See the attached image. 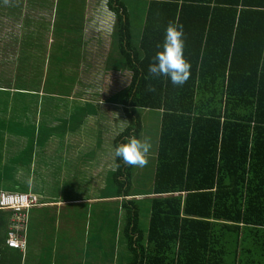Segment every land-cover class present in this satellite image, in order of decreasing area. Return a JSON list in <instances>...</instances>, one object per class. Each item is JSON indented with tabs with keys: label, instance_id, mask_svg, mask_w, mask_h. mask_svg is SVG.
I'll use <instances>...</instances> for the list:
<instances>
[{
	"label": "trees",
	"instance_id": "1",
	"mask_svg": "<svg viewBox=\"0 0 264 264\" xmlns=\"http://www.w3.org/2000/svg\"><path fill=\"white\" fill-rule=\"evenodd\" d=\"M141 2L147 7L135 40L129 13ZM0 4L10 6L11 33L0 35V52L7 51L9 64L0 63V92L7 93V102L13 96L14 138H63L54 119L43 112L38 117L40 97L48 85L59 94L72 93L79 59L73 51H49L50 40L54 36L51 45L59 46L61 35H51L48 23L57 15L52 26L66 34L73 30L78 43L86 27L85 5L76 4L75 18L68 12V19L62 0ZM105 9L114 18L113 46L131 75L121 104L128 125L114 137L113 149L129 135L141 137L143 112L161 113L152 192L131 193L133 168L114 157L105 187L114 191L92 195L119 199L106 205L119 203L126 210L125 221L109 222V246L118 264H264V0H107ZM172 20L184 27V55L191 65L182 87L147 76ZM16 170L11 182L19 189L25 182ZM80 172L71 174L78 179ZM147 201L142 228L138 206Z\"/></svg>",
	"mask_w": 264,
	"mask_h": 264
},
{
	"label": "crops",
	"instance_id": "2",
	"mask_svg": "<svg viewBox=\"0 0 264 264\" xmlns=\"http://www.w3.org/2000/svg\"><path fill=\"white\" fill-rule=\"evenodd\" d=\"M2 1L3 0H0V2ZM62 2H67V10L64 13L68 19L70 18L67 16L68 12H71L72 16L75 18L76 4H84L85 10L87 9L88 4V0H62ZM0 5L2 6L0 9V35L5 36L7 33H11L6 29L7 12L10 11V6L7 8L5 5V8L2 4ZM134 7L135 5L133 8ZM106 11V9L104 11L99 10V12L93 10L90 11L89 14L88 10L84 12L83 17L86 21V27L85 31H83L84 34H81V42L84 43L85 48L88 47V57L90 54L92 55L94 50L98 51L105 49L108 51L111 48L117 50V48L113 46L112 40H110L111 44L107 46V40L101 36V34L109 31L110 28V23H108V21L111 22V15L106 14ZM8 15H10V13H8ZM61 17L66 19L63 16ZM144 17H142L143 21L140 26L141 30L144 25ZM56 18L57 15H51L49 18V20H51L48 25H50L51 35L58 34L56 38L61 35L58 38V43H60V45H51V42L53 44L55 38L53 36L49 43L51 46L49 51H73L72 57L77 59L80 52L77 56L74 55L77 44L74 31L72 30V33L66 34L61 28H54L52 23ZM104 21L107 22L104 23ZM98 25L100 27H98ZM105 25L107 27H105ZM90 30H92V33H90L91 35H89ZM139 38L140 35L137 34L135 40H139ZM11 52V50L8 51L10 62L12 59ZM0 54L2 53L0 52ZM111 54L110 52L107 54L108 56L103 67L99 70H94L95 75H101L106 78L107 82H110L113 79L115 80V77H113V79L108 77L109 70L112 71L110 76H113V72L115 71L113 68H110V66L113 67V63H115V60H112L114 55ZM0 63L1 65L7 64L9 67L7 62V51L0 57ZM76 66L74 68L77 69V77L80 74H84V68L80 65V61ZM48 77H51V75ZM45 81L46 79H44V82ZM104 82L105 81L103 80V83ZM7 96V93L0 92V98H4L3 105H0V193L18 192L27 194L30 191V193L32 192L38 197L39 204L24 211L26 217L24 223L25 228L21 235L26 239V247L21 249V251H19V249L8 247L6 243L11 229L13 211L0 209V264H118V254H116L114 249L109 246L111 240L109 222L112 220L113 223L110 224L113 226L116 218L120 219L119 210L124 212H126V210H123L121 205H118L119 203H117V205H106L109 200L114 202H119L121 200L107 199L103 198V196L92 197L90 195L92 192L90 191L94 189L97 190L98 186L100 188L107 186L106 183L103 184L101 181L97 180V178L99 177V171L102 170V167L106 164L108 165L112 162L108 168L113 169L112 164L114 163V152L112 141L114 137L120 134L128 125V123H125L124 121L125 114L121 106L122 101L119 107L111 105L113 106L111 109H113L114 112L118 113V108L121 110L120 115L122 116H120L118 121L112 114V110H110L113 115L110 124L113 125L114 123L113 126L116 128L117 133L113 137H108L104 144L100 141L99 135L93 139H91L89 135L81 140L78 136L74 141L78 148L74 152L72 151V156L74 157L72 160L75 164H73V168L71 166V172H67L68 170H66L65 173H63L61 171L55 181V187L52 184L51 187L53 189L50 191L51 187L48 186L49 182L40 179V174L38 173V169L41 170V168H44L45 166L43 164L40 167L38 166L39 158L43 156L42 151H45L46 154L49 155V148L47 147V143H45V137H41L40 139L35 138L32 142H29L28 135H25V137L20 136V138H14V125L12 123L13 107L11 100L13 96H10L9 102L6 101ZM106 107L105 117L107 121L109 108L108 106ZM38 112L39 114L37 115L39 117L42 111L38 110ZM151 113L154 112H143L142 118L145 116L144 114L150 115ZM155 113L158 114L160 120L161 113ZM38 117L37 122H39L40 118ZM149 117L151 119L152 116ZM99 131L100 128L96 127V134ZM159 132L160 121L157 128L158 138ZM38 134L39 133L37 132V135ZM64 135L65 134H61L63 137ZM158 146L159 144L156 146L155 150V162L157 159ZM22 152L26 155L30 153L31 158H28L29 156L27 157ZM79 154L83 155L81 157H88L90 163L96 164V166L93 165V167H87L94 173V175H91L93 177L91 178V181L88 180L83 184L85 187L84 196V193L74 192L73 186L75 185L74 183L76 179L71 174L74 169L83 167V165L77 166V160L79 159L77 156ZM66 157L69 159L68 155H66ZM84 165L86 166V163H84ZM13 167L17 169L16 176L20 177V179H23L25 182V186H21L19 189L11 182V178L13 177ZM65 179L68 180V187L62 189L61 187L64 182H66ZM68 189L71 191L70 193L65 195L61 194V190L66 191ZM54 191L56 194H54ZM140 198L141 197H138L137 199ZM98 203L101 205H95ZM115 208L118 210V217L115 216V212L112 211ZM119 233L121 232H117V234Z\"/></svg>",
	"mask_w": 264,
	"mask_h": 264
},
{
	"label": "rangeland",
	"instance_id": "3",
	"mask_svg": "<svg viewBox=\"0 0 264 264\" xmlns=\"http://www.w3.org/2000/svg\"><path fill=\"white\" fill-rule=\"evenodd\" d=\"M76 6V5H75ZM78 8V6H76ZM95 7L100 9V11H104L107 8V0H88L87 9L88 14L90 11L95 10ZM100 7V8H99ZM128 8L131 5H127ZM147 7V3L141 2L140 5L135 4L133 12L129 13L132 14L130 18V25L132 29V36L136 37L137 34L140 35L142 25V17L145 16V10ZM99 12V11H98ZM106 14L111 15L109 12H105ZM88 16V15H87ZM107 21H104L106 23ZM109 31L101 34V36L107 40V46L111 44L110 40H112V36L114 37V42L116 43L115 33H114V18L111 15V22ZM98 27H100L98 25ZM105 27H107L105 25ZM92 30L89 31V35H91ZM96 34V33H95ZM80 52V55L77 57L80 61V65L84 68V74H80L78 76V85L76 89L71 93L68 94H59V91H54L57 87L54 85H48L47 90L45 92V96H41L40 100L42 104L44 103L43 114L45 115L44 118H52L54 119L55 126L62 130L64 137L63 138H55L49 139L46 141L47 147L49 148V155L46 154L45 151H42L43 156L39 158V167L43 164L45 165L44 168L41 170L38 169V173L40 174L39 178L48 181V186L51 187L53 184L55 187V181L62 171L65 173L66 170L68 172L71 170V166L75 164L72 159V151L74 152L78 147L75 145V140L79 136L80 140L85 139L86 136L91 137V139L95 138L97 135L100 136V141L104 144L108 137H113L117 130L116 128L111 125L112 116H115V119L118 121L120 118L121 110L118 108V113L114 112L111 109L115 105L118 106L121 104L123 99V95L126 94L130 84V72L127 71L124 66L121 65L122 60L118 55V50L111 48L110 50L106 51L105 49H101L98 51H93L92 55L88 57V47L85 48L83 42L79 40L76 44V50L74 51V55L77 56ZM110 52L114 55L112 60H115L113 63V68L115 71L113 72V76H110L111 70H109V78L115 77V80H111V83L103 84V80L105 81L106 78L102 77L101 75H95L94 70L100 69L103 67L104 62L107 58V54ZM116 55V57H115ZM90 58V59H89ZM94 74V75H93ZM119 76V77H118ZM113 83V84H112ZM54 86V87H53ZM108 104V105H107ZM106 106L109 108V114L107 113V121H106ZM51 110L52 115H48L49 111ZM112 110V114L110 112ZM143 116V132L140 138L143 137H150L152 142V149L150 155L148 157L147 163L143 167L132 166V179L131 181V193H150L152 192V181L154 178L155 172V150L156 146L158 145V137H157V128L159 126V118L157 113H151L150 115L144 114ZM149 116H152L151 119ZM126 122V119H124ZM96 127L100 128V131L96 134ZM64 129V130H63ZM60 132V134H61ZM66 149V151H64ZM71 150V151H70ZM70 151V152H69ZM68 155V158L66 157ZM83 155L79 154L77 158V166L83 165L81 169L83 172L78 173V179L75 180V185L73 186L74 192L84 193L85 195V187L83 186L86 183L87 179L93 178L91 175L94 173L89 170L87 167L96 166L94 163H90L88 157H81ZM70 160V162H69ZM86 163V166L84 165ZM102 167V170L99 171V177L97 180L101 181L103 184H107L106 182V171L109 169V165ZM67 164V166L65 165ZM65 167V169H64ZM102 172V174H101ZM87 178V179H86ZM62 189H66L68 187V180L65 179ZM91 181V180H90ZM109 181V180H107ZM72 182V181H69ZM109 185V184H108ZM105 187V186H104ZM100 188L98 186L97 190H93L90 194L91 196L93 193H98L103 195L105 193L113 192V189H105ZM109 187V186H108ZM60 188V189H61ZM100 188V189H99ZM53 189L52 187L50 188ZM66 192V193H65ZM71 191L68 189L66 191L61 190V194L65 195L70 193ZM54 194L55 191H54ZM146 196H143L145 198ZM95 205H101L100 203ZM150 203L149 201L145 202L143 205H139L138 209L141 213V221H142V228H146L144 225L147 211L149 210ZM115 212V216L118 217L117 208L112 210ZM119 218L126 220V214L124 211L119 210ZM125 223V222H124ZM125 249L126 246H125ZM127 254V252H126Z\"/></svg>",
	"mask_w": 264,
	"mask_h": 264
},
{
	"label": "clouds",
	"instance_id": "4",
	"mask_svg": "<svg viewBox=\"0 0 264 264\" xmlns=\"http://www.w3.org/2000/svg\"><path fill=\"white\" fill-rule=\"evenodd\" d=\"M147 65L150 79H166L173 87H182L191 71V65L185 58V32L178 20L170 21L163 34L161 43ZM152 149L150 137L140 138L129 135L122 143L114 146V157L129 166L143 167Z\"/></svg>",
	"mask_w": 264,
	"mask_h": 264
},
{
	"label": "built area",
	"instance_id": "5",
	"mask_svg": "<svg viewBox=\"0 0 264 264\" xmlns=\"http://www.w3.org/2000/svg\"><path fill=\"white\" fill-rule=\"evenodd\" d=\"M39 204L38 197L33 194L24 193H0V209H8L13 211L11 229L6 241L8 247L24 249L26 247V239L21 235L24 230L25 213L24 211Z\"/></svg>",
	"mask_w": 264,
	"mask_h": 264
}]
</instances>
